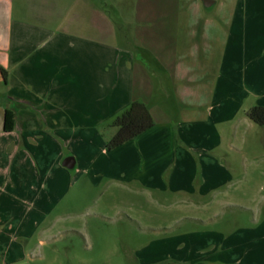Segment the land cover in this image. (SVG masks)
<instances>
[{"label": "rangeland", "instance_id": "rangeland-1", "mask_svg": "<svg viewBox=\"0 0 264 264\" xmlns=\"http://www.w3.org/2000/svg\"><path fill=\"white\" fill-rule=\"evenodd\" d=\"M32 3L12 0L13 18L19 5L30 9ZM31 14L26 13L29 21ZM246 16L254 21L257 15ZM228 56L222 54L221 73L230 71L239 83L245 81L246 66L259 62L239 55L235 63ZM204 66L202 76L194 66L173 64L167 73L149 69L151 80L168 91L155 93L151 101L156 118H166L160 112L170 119L191 112L192 103L181 100L188 92L180 88L211 85L214 73ZM6 92L1 78L0 94ZM206 95L200 94L198 110L210 114L213 105ZM250 104L243 102L228 121L204 125L200 132L208 128L209 133L200 141L166 140V147L151 155L134 142L108 150V128L89 139L49 133L41 140L30 126L29 165L10 177L11 183L21 177L26 185V223L5 235L11 248L0 264H182L168 253L179 251L175 246L181 236L187 242V233L202 236L195 264H264V126L247 116ZM68 156L75 162L71 169L62 165Z\"/></svg>", "mask_w": 264, "mask_h": 264}, {"label": "crops", "instance_id": "crops-1", "mask_svg": "<svg viewBox=\"0 0 264 264\" xmlns=\"http://www.w3.org/2000/svg\"><path fill=\"white\" fill-rule=\"evenodd\" d=\"M222 1L208 0L205 6L203 0H35L30 9L19 5L20 14L13 18L12 0H0V67L7 91L0 94L1 262L11 248L5 235L21 231L26 223V185L21 177L16 183L10 177L29 165L25 147L30 126L35 125L41 140L49 133L89 139L107 128L111 138L116 131L112 120L139 101L148 108L153 126L115 149L134 142L151 155L166 147V140L192 145L207 137L208 128L200 132L204 125L230 120L243 102L264 106V0ZM27 10L35 13L34 22L26 19ZM247 12L256 13V20H247ZM221 52L235 63L239 55L259 62L244 68L245 81L239 83L230 71L223 74ZM173 64L179 69L194 66L201 76L205 64L214 73L212 83L191 90L181 86L180 92H188L181 100L193 104L191 112H177L174 119L160 112L166 118H156L151 101L155 93L168 91L148 71L163 68L167 73ZM31 91L35 96L26 94ZM202 92L213 105L210 114L198 110ZM10 106L15 126L4 132L3 113ZM184 237L187 242L181 236L175 246L180 252L172 249L168 255L195 264L193 253L202 236Z\"/></svg>", "mask_w": 264, "mask_h": 264}, {"label": "trees", "instance_id": "trees-1", "mask_svg": "<svg viewBox=\"0 0 264 264\" xmlns=\"http://www.w3.org/2000/svg\"><path fill=\"white\" fill-rule=\"evenodd\" d=\"M2 80L6 82L5 70L0 67ZM247 116L254 123L264 126V106H253L247 111ZM110 125L116 128L106 144L108 150H113L125 142L139 136L153 126V120L148 108L139 101H133L118 116H116ZM15 126L14 108H5L3 113L2 128L4 132H11ZM158 264H173L170 262H161Z\"/></svg>", "mask_w": 264, "mask_h": 264}, {"label": "water", "instance_id": "water-1", "mask_svg": "<svg viewBox=\"0 0 264 264\" xmlns=\"http://www.w3.org/2000/svg\"><path fill=\"white\" fill-rule=\"evenodd\" d=\"M207 1H208V0H203L205 6H208ZM74 164H75V162H74V158L71 157V156L66 157V158L63 160V162H62V165H63L64 167H66V168H69V169L73 168V167H74Z\"/></svg>", "mask_w": 264, "mask_h": 264}]
</instances>
